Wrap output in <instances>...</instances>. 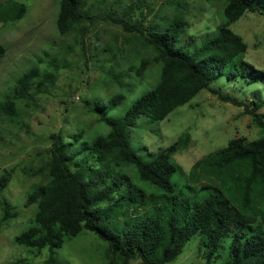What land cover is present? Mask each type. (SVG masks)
I'll use <instances>...</instances> for the list:
<instances>
[{
    "label": "trees",
    "instance_id": "obj_1",
    "mask_svg": "<svg viewBox=\"0 0 264 264\" xmlns=\"http://www.w3.org/2000/svg\"><path fill=\"white\" fill-rule=\"evenodd\" d=\"M124 1L59 0L56 31L60 36L71 35L83 49L95 21L113 22L136 39L132 50L142 47L151 52L150 58H142L131 69L139 77L155 75L156 82L119 119L109 117L106 108L119 106L124 100L121 93L108 100L109 106L90 109L99 112L98 119L109 129L106 135L79 147L75 143L82 131L67 137L62 131L48 135L46 159L33 171L40 182L30 188L25 202V206L36 204L37 211L31 225L14 238L15 244L38 253L47 249L45 263L59 264L55 250L89 231L107 244L105 264L131 260L168 264L199 234L204 264H214L226 238L231 241L220 264H264V116L258 113L264 101L244 105L210 88L214 74L264 84V71L244 60L247 45L230 29L246 12L264 16V0H221L220 24L192 53L177 47L181 33L189 27L185 2L176 0V12L170 15L148 0ZM7 8L8 0L0 3V21L8 24L22 18L26 10L22 4ZM194 37L189 35V40ZM184 40L186 36L181 44ZM5 51L0 44V55ZM45 55L47 70L40 68L44 61L39 59L0 101V124L27 128L17 104L28 107L33 95L43 91L41 86L54 85L58 72L69 68L66 53ZM118 84L121 89L128 87ZM203 90L222 103L243 107L261 136L252 141L232 139L225 148L197 160L188 172L174 159L187 147V133L156 154L148 153V159L136 154L128 130L140 116L153 123L163 121ZM84 102L87 109L89 101ZM10 180L9 172L0 176V191ZM10 209L3 201L1 220L14 216ZM113 222L119 229L112 228Z\"/></svg>",
    "mask_w": 264,
    "mask_h": 264
},
{
    "label": "rangeland",
    "instance_id": "obj_2",
    "mask_svg": "<svg viewBox=\"0 0 264 264\" xmlns=\"http://www.w3.org/2000/svg\"><path fill=\"white\" fill-rule=\"evenodd\" d=\"M148 1L155 3L156 8L160 7L161 13L171 15L176 12V0ZM177 2H185L184 13L189 23L181 33L177 47L192 53L206 38L205 35L220 24L221 0ZM21 4L26 9L22 19L11 24L0 21V43L6 48L0 55V101L6 98L17 78L36 65L39 59L44 61L40 68L47 70L46 52L51 56H64L66 53L69 68L58 72L54 85L41 86L39 90L43 91L33 95L28 107L22 102L17 104L27 128L20 124H0V176L5 172L11 174L7 187L0 191V264H46L47 249L40 253L28 250L15 244L14 238L31 225L37 211L36 204L25 206V202L27 192L40 182L33 171L46 159L48 135L62 131L67 137L82 131V138L75 143L77 147L84 141L106 135L109 129L98 119L99 112L90 109L94 106L104 108L110 98L121 93L124 95L121 104L116 108H106L109 117L119 119L138 96L152 87L156 76L135 75L132 65H138L142 58H150L152 54L142 47L132 50L131 44L136 39L113 22L95 21L84 38L83 51L81 45L73 43L71 35L60 36L56 31L59 0H8L7 9ZM261 11L264 13V5ZM230 29L247 45L244 60L264 71V16L246 12L230 25ZM189 35L195 36L192 41ZM184 36L187 41L181 44ZM212 79L210 88L244 105L252 106V103L264 101L262 82L249 83L220 74H214ZM118 81L129 88L121 89ZM84 101H89L88 110ZM258 113L264 116V105ZM184 133L189 134V143L174 155V159L185 172L197 160L225 148L232 139L252 141L261 136L259 128L244 113L243 107L222 103L205 90L175 109L165 120L153 123L140 116L135 126L128 130L132 149L144 159L149 158L148 153L156 154L172 145ZM3 201L14 215L6 220H1ZM112 228L119 229L114 222ZM202 241V237L195 234L178 258L168 264H204ZM230 241L229 238L222 240L214 264H220L227 257ZM106 245L94 233L84 231L65 241L61 248L55 250L54 256L59 264H105ZM19 260L24 263H19ZM129 264L141 263L131 260Z\"/></svg>",
    "mask_w": 264,
    "mask_h": 264
},
{
    "label": "clouds",
    "instance_id": "obj_3",
    "mask_svg": "<svg viewBox=\"0 0 264 264\" xmlns=\"http://www.w3.org/2000/svg\"><path fill=\"white\" fill-rule=\"evenodd\" d=\"M5 1H6V0H5ZM5 1H4V2H5ZM22 18H23V17H22ZM22 18H20V19H22ZM20 19H19V20H20ZM19 20H17V21H19ZM17 21H15V22H17ZM11 23H14V22H11ZM11 23H9V24H11ZM0 44H1V43H0ZM1 45H3V44H1Z\"/></svg>",
    "mask_w": 264,
    "mask_h": 264
},
{
    "label": "crops",
    "instance_id": "obj_4",
    "mask_svg": "<svg viewBox=\"0 0 264 264\" xmlns=\"http://www.w3.org/2000/svg\"><path fill=\"white\" fill-rule=\"evenodd\" d=\"M4 1H5V0H4ZM4 1H1V0H0V3H3Z\"/></svg>",
    "mask_w": 264,
    "mask_h": 264
}]
</instances>
